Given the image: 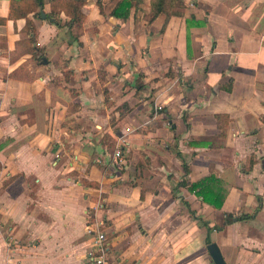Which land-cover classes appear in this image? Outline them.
<instances>
[{"label": "crops", "instance_id": "0c3cea01", "mask_svg": "<svg viewBox=\"0 0 264 264\" xmlns=\"http://www.w3.org/2000/svg\"><path fill=\"white\" fill-rule=\"evenodd\" d=\"M116 3L86 0L75 40L48 0L26 16L0 0V264H83L90 223L111 264H214L208 241L264 264V0L152 21ZM210 174L221 208L182 185Z\"/></svg>", "mask_w": 264, "mask_h": 264}, {"label": "trees", "instance_id": "16d2710c", "mask_svg": "<svg viewBox=\"0 0 264 264\" xmlns=\"http://www.w3.org/2000/svg\"><path fill=\"white\" fill-rule=\"evenodd\" d=\"M44 3L45 0H22L24 10L20 11V16H26L30 11L41 9ZM48 3L50 5V12L47 16L53 18L54 22L58 24L60 23V14L63 13L68 18L65 24L69 28L71 36L75 40H78L79 35L82 33V23L86 17L82 10L86 4V0H48ZM98 3L101 7L100 2ZM182 7L183 0H117L111 15L120 21H126L129 18L130 10L134 9L135 14L141 12L143 15L149 16L148 20L152 21L161 13L176 15ZM14 12L12 1L9 13L10 17L14 16ZM28 24L32 26L31 31L34 32L35 29L33 24L30 21H28ZM163 29L164 26L162 27V30ZM215 118L218 128L221 130V133L224 134L229 116L226 114H216ZM182 185L187 186L190 192L202 197L204 202L215 208H221L227 193V189L223 187L221 179L213 174L206 175L200 180L192 183H188L184 180L182 181ZM250 217V214H242L239 216V219H247ZM231 220L232 215H226L224 224L231 222ZM202 224L207 227L208 230L212 229V227L208 226L207 222L202 221ZM209 243L208 241V244Z\"/></svg>", "mask_w": 264, "mask_h": 264}, {"label": "built area", "instance_id": "2783aa9c", "mask_svg": "<svg viewBox=\"0 0 264 264\" xmlns=\"http://www.w3.org/2000/svg\"><path fill=\"white\" fill-rule=\"evenodd\" d=\"M157 110H161V106H156ZM132 129L125 128V133L119 135L114 145V157L118 162H123V147L128 143L126 135L130 133ZM88 231L91 234L90 248L84 255L83 264H111L108 258L107 248V236L103 230L100 229L99 223H90L87 226Z\"/></svg>", "mask_w": 264, "mask_h": 264}, {"label": "water", "instance_id": "95a60500", "mask_svg": "<svg viewBox=\"0 0 264 264\" xmlns=\"http://www.w3.org/2000/svg\"><path fill=\"white\" fill-rule=\"evenodd\" d=\"M40 14L42 18L46 17V14L44 12L41 11ZM206 248L214 264H227L221 254L218 245L215 242L209 243Z\"/></svg>", "mask_w": 264, "mask_h": 264}, {"label": "rangeland", "instance_id": "374dc122", "mask_svg": "<svg viewBox=\"0 0 264 264\" xmlns=\"http://www.w3.org/2000/svg\"><path fill=\"white\" fill-rule=\"evenodd\" d=\"M141 13V12H140ZM143 18H146V19H148L149 18V16H147V15H143Z\"/></svg>", "mask_w": 264, "mask_h": 264}]
</instances>
